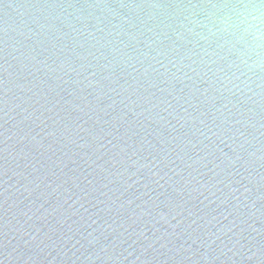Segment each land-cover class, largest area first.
I'll return each mask as SVG.
<instances>
[{
    "label": "water",
    "instance_id": "water-1",
    "mask_svg": "<svg viewBox=\"0 0 264 264\" xmlns=\"http://www.w3.org/2000/svg\"><path fill=\"white\" fill-rule=\"evenodd\" d=\"M45 2L80 5L97 0H0V258L10 239L12 245H19L18 252L34 257L28 264H192V259L185 257L195 253L193 258H198L208 244L215 257L209 264H261L257 258L247 259L246 254L249 248L264 249V159L256 158L264 155V136L260 135L264 128L259 127L264 124V100L253 98L260 101L254 105L227 91H217L209 83L215 77L199 63L192 65L199 74L190 69L177 73L188 71L193 77L183 82L171 73L159 75L150 70L145 75L142 68L133 71L123 63L112 72L102 67L106 63L102 58L84 59L87 53L78 46L72 51L70 37L57 42L66 43L67 48L46 44L47 50H42L41 45H36L38 58L46 59L50 67L33 66L30 58L10 59L14 67L9 69L13 73L9 78L3 67L5 29L23 40L19 34L27 32L26 25L39 15L36 6ZM101 2L171 6L175 16H161L148 23L155 32L167 34L161 35L162 45L155 47L169 50L178 58L194 48V43L188 41L196 39L180 27L181 22L193 27L184 17L226 0ZM147 11L140 13L145 19ZM174 30L184 31L186 39H177ZM195 30L202 31L198 27ZM140 47L148 51L143 44ZM13 55L19 56V52ZM69 58L76 71L68 73L65 67L61 72L60 61L65 60L67 66ZM89 61L97 65L98 73L97 77L89 76L90 81L84 75L92 71L86 67ZM184 63L191 64V59ZM220 63L225 71L235 70L228 69L223 61ZM82 64L84 68L79 67ZM153 79L164 83L153 86ZM9 80L6 85L4 82ZM16 84L27 87L21 90ZM6 87L19 95L6 93ZM203 88L209 91L203 93ZM9 97L7 107H27L32 117L19 124L8 120L4 100ZM223 104L227 108L215 112L213 105ZM238 108L256 111H244L241 115ZM142 110L141 116L134 115V111ZM225 116L247 123H225ZM16 119L22 117L17 115ZM202 120L204 124L200 123ZM209 126L218 135L208 133L209 138L205 139L201 131L207 132ZM230 127L245 131L249 143L243 150L238 145L244 137L238 133L235 140L225 139L233 135L226 131ZM52 131L55 135H45ZM7 136H12V140H7ZM19 137L25 139L21 142ZM85 141L84 148L77 147ZM101 143L104 147H98ZM194 151L202 157L197 162L188 159ZM237 152L244 157L240 175L235 173L239 165L234 169L229 159H234ZM249 152L256 156L249 157ZM173 160L175 164L170 163ZM175 165L183 172L169 180L165 173ZM9 219L11 224H7ZM13 226H23L21 231L29 235L13 233ZM5 232H9L7 238ZM29 236L36 240L25 246ZM93 238L96 242L90 245L88 241ZM94 251H99L101 259L88 258ZM5 264L23 261L5 260ZM199 264L205 261L200 260Z\"/></svg>",
    "mask_w": 264,
    "mask_h": 264
},
{
    "label": "clouds",
    "instance_id": "clouds-1",
    "mask_svg": "<svg viewBox=\"0 0 264 264\" xmlns=\"http://www.w3.org/2000/svg\"><path fill=\"white\" fill-rule=\"evenodd\" d=\"M39 15L35 16L30 25L27 26L26 33H20L23 36V40L17 39L8 33L5 29V39L3 41L4 47V71L8 73L9 78L12 77L13 73L9 69L14 66L10 63V59L21 60V58H30L35 65H44L50 67L46 63V59H39L40 53L37 52L36 45L39 44L42 50H47L44 48L46 44H51L53 47L67 48L66 43L62 42L65 38H71L72 40V51L78 46L87 53V56H83L87 59L91 56L93 59L99 61L101 58L106 61L102 65L103 68L109 69L114 72L121 63H123L127 68L133 69V71H139L140 68L143 69V73L147 75L149 71L158 73L159 75H166L171 73L172 77L176 80L183 82L184 80L193 79L189 75L188 71H183L182 75H177L183 69H190L192 72H197V68H193L192 65L199 63L207 67V72L212 73L215 80L210 78L209 83L216 86L217 91H227L231 96H238L244 99L247 103L251 101L252 104H258L260 101L253 99L259 97L264 100V0H226V2L221 4H212L210 7L201 8L199 13H193L185 16L184 19L187 20L193 27H188L187 24L181 22L180 27L184 31L191 33L196 39L194 41H188L189 43H194V48L187 49L183 55L172 56L169 50L162 47H155L156 45H162L161 35L167 36L166 33H157L154 31V26L149 24L150 20H159L161 16H175L176 14L170 11L169 5L159 4V3H148V4H110L103 3L101 0H97L95 3L90 4H64V3H42L36 6ZM195 7V6H193ZM147 9V19L140 13L145 12ZM155 10V11H152ZM135 12L136 15L133 16L132 13ZM203 16V19L194 18L198 15ZM162 22V21H161ZM202 29V31H196V28ZM136 28V32H131L129 29ZM67 29L68 31H65ZM206 29V31H204ZM184 31H175L174 34L179 40H185ZM145 33H151V36H145ZM143 36L144 39H139ZM155 37V39H153ZM32 40L29 43V40ZM204 43L201 44L200 42ZM134 42V43H133ZM143 44L148 51L141 48L140 45ZM10 49V50H9ZM198 49V51L196 50ZM25 50L28 52V56H25ZM95 50V51H93ZM19 52V56L13 55ZM155 53L153 55L152 53ZM99 53V55H97ZM77 56L82 54L76 53ZM127 57L125 60L124 58ZM140 57H143L141 59ZM197 57L198 59H192ZM207 57V59H205ZM186 59H191V64H186L184 61ZM151 61H155L153 64ZM226 63L228 69H235L234 71H225V66L220 62ZM148 62V63H145ZM55 63V61L53 62ZM159 65V67H156ZM215 65L216 67H211ZM222 65V66H221ZM27 67V66H25ZM67 69L68 73L76 71V66L71 63L69 58V63L65 65V60L60 61L61 72ZM79 67L84 68L85 65H80ZM88 69H92L91 72H85V79L89 76L97 77L98 73L95 70L97 65L93 64L91 61L88 62ZM164 69V72H160V69ZM175 69V71H173ZM52 71L57 69L52 68ZM36 71H39L37 68ZM217 73H222V75H217ZM31 74V72H29ZM207 75V73H205ZM107 78V77H103ZM90 81V79H88ZM239 81V83H236ZM9 81L4 83L7 85ZM66 82H70L67 80ZM94 83H98L97 80ZM164 81H157L153 79L151 84L153 86H159L163 84ZM93 82H89V85ZM223 85V87H220ZM255 85V90L253 89ZM188 85H185L187 87ZM16 87L21 90H25L27 87L25 84H16ZM258 89L260 91H258ZM27 90H31L28 88ZM165 91V89H160ZM209 88H203L202 92L207 93ZM5 92H11L13 96H18L19 94L13 91V88L6 87ZM251 94V95H249ZM247 97V98H246ZM221 99V97H219ZM11 97L4 100L5 109L4 114L8 120H15L17 124L22 123L25 120H29L33 113L28 111L27 107H21V105L16 104L13 107H7ZM215 99V98H214ZM227 99V98H226ZM230 103L239 104L240 101L235 102L229 101ZM171 107V105H169ZM215 112H222V109L227 108V104L220 105V107H215L213 105ZM14 109H20L19 112ZM141 112H135L134 115L137 117L143 114ZM186 111V110H185ZM238 111L243 115L244 111H249L255 113L254 108H238ZM9 113H13L9 115ZM15 114V115H14ZM230 115H234L229 112ZM19 115L22 119L17 120L16 116ZM171 115V113H170ZM213 118H215V113H212ZM225 123H234L236 125L246 124V121L241 119H235L234 121L229 120L225 116ZM201 124L205 122L200 121ZM255 127V125H253ZM260 128H264V124L259 125ZM173 129L175 127H172ZM197 131H200L197 129ZM226 131L232 132L231 137H225V139L235 140L236 134L238 133L240 137L244 139L239 143L238 148L244 149V145L249 143L245 131L240 128L230 127ZM208 133L213 136H217V132L213 130L211 126L208 127V131H201V135L205 139L209 138ZM16 135L13 133V136ZM48 135H55V132H47ZM260 135L264 136V132ZM12 136H7V140H12ZM25 137H19L18 141H23ZM35 139V137H33ZM80 139H84L80 137ZM224 140L221 139V143ZM111 143V141H109ZM87 141L83 144H77L78 148H84ZM115 146V145H114ZM98 147H104L101 143ZM193 149H196V145H192ZM259 150V149H258ZM23 151V149H21ZM87 156V153L83 154ZM249 157L256 156L255 152H249ZM259 159H264V155L256 157ZM91 159V158H89ZM189 160L197 162L202 157L199 156L198 151H194L192 155L188 156ZM231 163L236 168L239 165V170L235 172L240 175V164L244 160L241 152H237L235 158L229 157ZM246 163V161H244ZM95 164V161H92ZM171 164H175V161H171ZM186 163V162H185ZM145 165H142L144 167ZM211 171V169H210ZM183 169L179 165L169 168V173H165L169 180L172 179L173 175H180ZM164 177H160L163 179ZM91 182V181H90ZM167 182V181H166ZM158 183V181H157ZM178 183V182H177ZM233 191H236L235 189ZM245 191L247 188L245 187ZM83 207V205H81ZM31 219V217H29ZM168 223V221H166ZM7 224H11V220L7 221ZM21 228H12V232H20L21 236H28L27 231H21ZM173 227H175L173 225ZM251 227V225H250ZM231 230V229H229ZM253 231H256L253 228ZM89 236L92 233H88ZM4 236L7 238L9 232H5ZM35 236H29V239L24 241L25 246H30L32 242H35ZM96 242L95 238L88 241V243L94 244ZM214 242V241H213ZM239 243V241H237ZM19 245H12L10 239L4 246L3 258H0V264H5V260L9 262H15L22 260L23 264H28L29 260H34L32 255H25L21 251H17ZM39 247V244H36ZM244 247V246H241ZM211 244H208L203 253H200L198 258L195 257L193 253L192 257H185V259H192V264H199L200 260L205 261V264L214 259L211 255ZM134 251V250H133ZM198 251V249H197ZM232 251V249H228ZM131 255V253H129ZM89 259H101L99 251H94L88 256ZM247 259L257 258L264 264V249L249 248L246 254ZM139 259V257H137ZM134 264V262H132Z\"/></svg>",
    "mask_w": 264,
    "mask_h": 264
}]
</instances>
